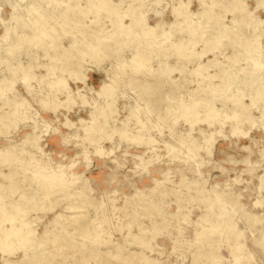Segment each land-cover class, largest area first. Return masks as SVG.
I'll use <instances>...</instances> for the list:
<instances>
[{"label": "rangeland", "instance_id": "rangeland-1", "mask_svg": "<svg viewBox=\"0 0 264 264\" xmlns=\"http://www.w3.org/2000/svg\"><path fill=\"white\" fill-rule=\"evenodd\" d=\"M177 1L178 0H146L144 7L146 8L145 16L147 21L150 24H153L158 20L164 22L171 21V19H174L171 8ZM183 1H189L188 8L194 12L201 10L202 6L205 7V5L211 4V0ZM221 2L222 3L215 5L217 12L222 10L220 9V5L222 4L223 7L221 8H223V11L225 8H227V10L229 8V0H221ZM243 2L246 5V12H244L242 16H239L241 21L237 24V28L234 27L231 30V27L233 26V24H230L231 18L233 17L231 11L225 10L223 17L221 15L220 18L218 17L223 27V32L219 35L221 38V42L218 45L219 47L217 46L213 49L209 48L212 47L213 42L216 40H213V42L209 44L203 43L204 38L210 37L211 39L215 34L217 35L216 31H208L204 34L205 36L201 37H199V35L195 36L197 41L195 45H192V50L203 51L207 49L202 55L197 56L195 60L204 63V74L212 75L209 79H207V77L202 78V75L197 73H190L185 80L177 81V83L176 81H168L166 77H160L158 79L159 81L155 82H158L160 84L159 86L162 85V88L166 90V93H160V96H151L152 98L155 97L152 99L148 93L150 89L146 90L145 88H140L137 81L138 79L131 81L129 78L138 77L139 79L148 81L147 79L154 80V77L146 72H137L138 70L130 71L127 68L126 74L121 76V81L119 79L117 80V83H114L117 84L114 85L115 89L113 88L115 90L113 91L114 95L112 97L105 95L101 96L97 95L93 89H89L88 85L97 88L102 79H107L106 70L110 69V64L105 60L102 64L101 70L98 71L92 69L88 71L87 85L80 82H74L71 78L67 81L68 86L74 91V94H76L77 89H79L80 92L86 95V99L89 101L87 104L82 103L78 96L73 97L70 101L66 100L65 91L56 90V85L53 83L54 81H52V77V80L46 79V82L45 80L37 81L35 77L30 78L29 81H27V83H29L28 85H30L29 89L25 88L21 81L18 82L17 80L12 82L13 87L25 96L29 102V106H31L29 109L30 111L28 110L26 112L27 116L24 112L22 113L20 110L16 109L10 120H7V113L5 111H8V109L13 107L8 108V105L4 104L3 101L6 96H12V91L8 88L4 90L6 93L0 96V148H2L0 150V156H4L0 157L3 158V161H0V191L7 195L4 197V200L9 201L5 207L12 208L15 212L17 211L16 207L19 208V210L23 209L22 213H26V218H31L29 226L31 230L35 232V235L43 234L46 231L47 233L51 232V240H48L45 243V246H47V248L49 246V250H51L50 255L53 257L52 261L54 264H143L140 258H144L146 255L155 258V260H157L156 264L157 262L158 264H211L212 262L213 264H219V259L220 264H243L242 261L247 262L246 264H264V249L259 243H257V238H259L261 233L260 231L264 229V159L261 155L264 151V121L262 122V120H264V117H262L264 115V107L262 106L264 105V102H262L264 99L258 100L256 105L251 108L249 115L252 122L246 120L244 121V124H241L242 129H247V132L244 134L238 131L232 133L230 130L232 126L227 121H225L222 126H219L217 123L216 125L208 124L203 120V117H201L204 114L205 106H207V104L212 103L213 108L220 107L221 105L219 100H214L216 95L212 92V83L222 86L223 83L226 84L231 82L229 81V76L232 75V77H239L241 74V68L246 65L247 57L252 56V53L256 52H252L249 49L255 42L262 43L258 50H264V23L258 25L254 19L249 18L247 15V11L253 10V14L257 17H264V7L260 6L255 8L256 0H243ZM125 5L126 4L121 5L119 9L125 7ZM216 6L218 7L216 8ZM10 11L11 8L8 3L0 0V18H9ZM223 11H221V13ZM90 16L91 15L89 14L87 18ZM248 20L250 22H248ZM95 21L88 22L89 26L91 25L95 27L100 24L110 23L108 17H101V15ZM3 29V24L0 20V34L3 32ZM73 29H76L74 23L67 25L65 34H62L61 37H59V34L56 36V39H59L58 42H67L71 37L69 30ZM188 36L189 33L184 29L178 32V38H181L182 42L191 39V36L190 38ZM221 43H224V45ZM128 50L127 47H124L123 49L126 53ZM161 50L158 51V49H156L152 54L148 53V55L150 54V58L148 59L150 61L149 65H152V68L156 67L155 72H157V74L159 73V68L157 67L160 61L168 58L171 60V63H174L176 59L174 54L166 57L167 50ZM48 51L50 52H47L46 54L53 53V50ZM42 52L43 42H39L37 46V44L27 43L26 41L14 54L17 55L23 63L27 59H30V63L34 64V71L36 73H41L44 71V68L41 66L38 67L37 65L47 60V57H44ZM156 54L159 55L157 59L156 57H154V59L153 57L151 58V56ZM215 54L217 56H215ZM0 55H3L1 54V50ZM6 56L11 57L12 55L6 54ZM225 58L227 59L225 60ZM5 63L6 62L0 60V77L8 73L7 64ZM193 66V62H186V69H190ZM104 67L108 69H104ZM60 70L61 69L56 70V75L59 73H67ZM173 72L171 76L176 77L179 75V72ZM123 76H125L124 79L122 78ZM232 77H230V79ZM49 81L52 82L50 83ZM7 82L4 83L7 84V86H10V81ZM199 84H201L200 87H197ZM239 84L240 83L238 82L236 85L232 81V84L228 86L235 91ZM7 86L4 85L3 87ZM227 92L229 91H226L225 93L227 94ZM111 98H113V100ZM190 98L198 104L197 116H191L188 113V110H186V107H184L183 110L179 109V104L185 105L184 101H187ZM103 99L113 101L112 108L114 111H110L108 106L100 111L101 116L100 113L98 115L97 111V120L100 122L105 120L106 122L103 123L104 126L101 125L103 128H98L96 134H91V136L93 135L92 137L90 134L89 136L86 135L80 128H74L73 125L68 127L63 123L67 117L78 124L77 120L79 117H89L90 109L93 105L95 103H105ZM139 99L141 102L138 101ZM145 100H147V102ZM136 101L140 102L139 104L142 109L140 107L137 108V105H134L136 108L133 106V104H136ZM246 101L249 102V98H247ZM44 102L47 104L46 106L53 105L54 103H57L58 105L56 108L50 109L44 106ZM165 102L173 104V108L167 112L168 114H166L165 111L163 113L158 112L159 110L154 108L157 107L158 104ZM150 103H154L153 107ZM145 104L148 105V108L145 107ZM259 105L263 108L262 110L259 109ZM149 106H151V108ZM143 108H147L148 110L145 111ZM150 109L151 111L152 109L153 111L155 110L154 112L152 111L154 115L152 112H149ZM131 110H133V112ZM104 114L109 116H104V119L101 120ZM164 114L166 116L165 118H162L164 117ZM144 118L146 120H144ZM156 118H159L160 121ZM35 120L39 124V128L42 124H45V122L51 125L48 127H51L52 130L45 131V133L42 134V138L38 141V145H40L43 150L34 148L28 143L24 145L21 142L23 136L32 131ZM161 121L162 124H160ZM41 127L45 128V126ZM121 129H124L125 132L120 133L119 130ZM200 129H204L206 132L211 131V129L212 131L216 130L214 135V145H212L210 155L206 154L207 152L202 147L197 148L198 144H202ZM106 134L111 135L108 138L102 139L101 137ZM190 135L196 140L190 142V145L192 144L191 146L189 145L188 140H184L188 139L187 136L190 138ZM94 139H96V141ZM180 140L184 141L181 143ZM17 143L19 145H17ZM172 144H175L173 148ZM8 146H12V148H7ZM174 147L177 149L175 150ZM4 148L6 150H4ZM98 148H100L101 152L97 150ZM133 154H138L140 157H134ZM137 158H140L139 161ZM246 158L248 159L245 160ZM55 166L58 169H56ZM63 168L65 169L63 170ZM52 169L57 171L55 175ZM246 169L249 170L247 171ZM13 170L15 171L14 173ZM224 170H228L227 173ZM81 171H84L83 175L81 174ZM14 174L16 175L13 177ZM74 174L76 176L80 175L79 178L82 177L81 179H83L86 184L88 183V190L73 191V188L65 186V190L58 191V187L56 186L58 184H68L69 182L67 181L72 180L74 178L73 176H75ZM53 175L54 178L52 177ZM84 175L85 177H83ZM29 176H31V178ZM179 176L181 178H179ZM156 179L160 181V185L158 183H156L157 185L154 184ZM192 179L194 181L197 179V182H194ZM39 180L42 181V183H48L46 187L52 191L49 195L50 197L42 196L45 190L42 191L44 187ZM49 180L51 181L49 182ZM178 183L180 185H178ZM201 183L202 186L205 187L207 194L209 190L208 195L206 192H198ZM259 183L261 184L259 185ZM162 185L166 187L163 188ZM147 186H158V188L156 187L154 189V187H148V189L146 188ZM168 186L170 187L168 188ZM136 187L145 188L142 190L146 191L142 192L143 195L139 197L135 196ZM210 187H215L220 190L222 189L220 191L223 193V196H220L222 200L226 196L230 197L231 194L232 196H238L241 204L243 202V209L246 210L247 216L255 213V215L261 218L259 221L260 225L258 223L255 226L256 228L249 227L245 221L246 216L243 214L240 215L241 213H238V210L231 211L230 213L233 212V214L229 213L227 217L231 215L229 217V222L232 223L231 221H233V229L228 228L224 234L223 232H215L216 234H213V236L211 235L212 233L210 234L207 232L208 229H205L203 230V233L201 232L195 236L196 229H200L201 226L208 227L210 225L209 222H212V219L213 222L218 220L217 215H219L218 211L220 209H225L224 207L229 208L227 205L224 206L220 201H218L220 204L211 201L210 195L212 192ZM61 192H63V194ZM81 193L85 194V196L83 197ZM58 195H61L62 197ZM75 195L79 199L81 198V200H77ZM128 195L135 199L132 198L129 200L130 197H127ZM40 196H42V202L38 198ZM71 197L73 198L72 200ZM127 198L130 202H128ZM69 199L71 200L70 202L72 205L75 206L66 209L67 211H63V206H65L66 203H69ZM112 200H114V202ZM132 200L135 203H133ZM210 201L211 203H208ZM53 205L54 207L52 208ZM114 205L116 207H114ZM120 206L122 207L120 208ZM207 206L209 208L212 207L211 209L213 211L209 208L207 209ZM114 208L116 209L114 210ZM61 210L64 215L62 216L63 219H61V217L59 218L60 220L57 219V225L59 226L55 225L54 228V224L49 222V220L53 218L55 212ZM235 212H237V215ZM124 216L126 218H124ZM133 219H135V221ZM131 220L133 221L131 222ZM6 223L8 224V222ZM115 224H117V226ZM140 228L145 234V238L143 237L145 243H141V246L139 243L134 245L133 243H131V245L123 243L126 242L124 241V235L131 238V234H135V232L139 233ZM249 228L252 229L250 230ZM120 229L122 231H119ZM205 231L210 235V238ZM234 232L237 233V236H235ZM105 239H108L111 243L109 242L108 244L104 242ZM11 240L14 243L17 242L15 238ZM114 242L121 245L124 244V247L128 249H135L138 253L133 255L128 254L129 256L127 254L115 255L111 253L115 248L113 244ZM202 247L206 250H203ZM109 248L111 250H109ZM207 250L213 251L214 254L218 256V260H215L216 256L213 259L214 261L211 257L209 258L206 253L203 252ZM2 252L3 251L0 249V263H3L2 260L7 257L6 253ZM194 256H196V258ZM10 257L17 259L21 256L19 253L18 256L12 255ZM192 258H194L193 263ZM235 258L237 262L235 261ZM132 261L136 263H131ZM19 264L27 263L20 262Z\"/></svg>", "mask_w": 264, "mask_h": 264}, {"label": "bare ground", "instance_id": "bare-ground-1", "mask_svg": "<svg viewBox=\"0 0 264 264\" xmlns=\"http://www.w3.org/2000/svg\"><path fill=\"white\" fill-rule=\"evenodd\" d=\"M3 1L8 3L9 7L11 8L9 18H7V19H1L0 18V20L3 24V28H4L3 32L0 34V39H1L0 50H1V54H3L2 56L0 55V60L2 62H6L5 64H7V69H8V73L5 75H2L0 77V96L4 95V93H6V91H4V90H6V88L10 89L12 91V96H10V97H9V95L6 97L4 96L5 98L3 97L4 98L3 103L8 105V108H11V107L14 108V109L11 108V109H8V111L7 110L5 111L7 113V115H6L7 120H10L13 112H15L16 109L20 110L22 113L24 112L26 115V112L30 109V106H31V105L29 106V102L25 98V96L20 91H18L15 87H13L12 82L17 81V80H18V82L21 81L24 84L25 88L29 89L30 85H28L29 83H27V81H29L30 78L35 77L37 79V81L45 80V82H46V79H51V77H52L53 80L52 79L51 80L54 81L53 83H55V85H56V90H59V91L64 90L65 91L66 100L70 101V99H72L73 97L78 96L79 99H81L82 103L87 104V102H89V101L86 99V95L84 93L80 92L79 89H77L76 94H74V91L70 88V86H68L67 81H68V79L71 78L74 82H80V83L87 85L88 71H90L92 69L98 70V71L101 70L102 64L105 60H107L109 62L108 64H110V69H109L110 71L106 70L107 79H102L97 88L93 87L92 85H88L89 89H93L97 95H101V96L105 95V96L112 97L114 95L113 94L114 93L113 91H115L114 85H117L114 83H117L118 82L117 80H119V79L121 81V76L126 74L127 68L130 71H137L138 70L137 72H143V73L146 72V73H148L154 77L153 78L154 80L147 79L149 82L144 81L142 79H139L138 77H136V78L130 77L129 78L131 81L132 80L135 81L138 79L137 81H138V85L140 88L142 87V88H145L146 90L150 89L148 91V93L150 94L149 95L150 97L151 96H157V95L160 96V93H166V90L164 88H162L163 86L162 85L159 86L160 84L158 82L157 83L155 82V81H159L158 79L160 77H162V78L166 77L168 79V81H176V83H177V81H182L183 79L185 80L186 77L190 75V73H197L199 75H202V78L207 77V79H209V78H211L210 76H212V75L204 74V70H205L204 63L195 60V58L197 56L202 55L207 49L203 50V51H195L194 49L192 50V45H195V43L197 41L195 39V36H198V35H199V37L205 36L204 35L205 33L213 30V31H216L217 35L215 34L213 36V38H211V39H210V37L204 38L203 43L209 44V43L213 42V40L214 41L216 40L215 42H213L212 47H209V48L213 49L214 47H217L221 42V40H220L221 38L219 35L223 32L222 31L223 27H222L221 22L219 21L218 17L219 18L221 16L223 17V15H224L223 13L225 12V10H227V8H225V10L223 11V8H221V7H223L222 6L223 4H222V5H220L221 7L220 6L219 7H220V9H222L221 11H223V12L221 13V11L220 12L216 11L217 9H215V5L222 3L221 0H211L210 5L207 4V5H205V7L202 6L201 10H198L195 12L188 8L189 1L185 2L183 0H178L176 3H174L172 5V8H171L174 19H171V21H169V22H164V21L158 20L155 23L150 24L147 21V18L145 16L146 8L144 6H145L146 0H3ZM123 4H126L125 7L119 9V7ZM225 6H227V5H225ZM228 6H229V8L227 11H231L232 12L231 14L233 16L231 18V23H230V24H233V26L232 27L229 26V27H231V30H232V28H234V27L237 28V24L241 21V19H239V16H242L243 13L246 12L245 11L246 5L244 4L243 0H229ZM260 6L264 7V0H256L255 8H258ZM217 7L218 6H216V8ZM253 8H254V6H253ZM252 11L251 10L247 11V15L249 16V18L254 19L258 25L263 24L264 23V17H257L256 15L253 14ZM89 14L91 16L89 18H87V16ZM100 15H101V17L102 16L108 17V21L110 23L99 25V23H100L99 22L98 23L99 26H95V27L91 26V25L89 26L88 22H91V21L94 22L95 20L98 19V17ZM249 20H248V22H250ZM73 23L76 25V29L75 30L74 29L69 30L71 33V37L69 38V40H67V42H65V43H59L58 42L59 39L57 40L56 36L59 34V37H61L62 34H65V30H66L67 25H71ZM243 23H245V22H243ZM94 25H95V23H94ZM240 26H242V25H240ZM182 29H184L185 31H187L189 33L188 37L190 38V36H191V39H187L186 41L182 42L181 41L182 39L178 38V32ZM26 41H27V43L29 42L31 44H37V46H38L39 42H41V43L43 42V52H42L43 54L42 55L44 57L46 56L47 60L42 62V63L39 62L40 64L37 65L38 67L41 66L44 68V71H42L41 73H36L34 71V68H33L34 64L30 63L31 62L30 59H27L23 63V62H21V59L17 55L14 54L17 51V49H19V47L22 44H24ZM221 44L224 45V43H221ZM261 44L259 42H255L252 46H250L249 49L252 52L253 51H256V52L252 53V56L247 57L246 65L241 68V71H240L241 74L239 77H237V76L232 77V75L230 74L231 76H229V81H231V82L230 83L228 82L226 84L223 83L222 86H219V84L212 83V92H213V94L216 95L214 100L215 101L219 100L221 105H220V107L213 108L212 107L213 104L209 103V104H207V106H205L204 114L201 117H203V120H205L208 124H213V125L215 124L216 125V123H217V124H219V126H222L223 123L225 121H227L232 126V128L230 129L232 133L238 131V132H241L242 134H244L247 132L246 128H245V130L242 129L241 124H244V121H246V120L249 122L250 121L252 122V119L249 115L251 108H253V106L256 105V102L258 100L264 99V50L263 51L258 50V48L261 46ZM190 46H191V48H190ZM225 46H226V44H225ZM124 47H127L129 49L127 53L123 51ZM156 49H158V51H160L161 49H166L167 50L166 51L167 52L166 57H169V56H171V54L172 55L174 54L175 58H176L174 63H171V60L168 58H166V60L160 61L158 63V67H157V68H159L158 74H157V72H155L156 67L152 68L151 67L152 65H149L150 61L148 60L150 58V56H149L150 54L148 55V53L152 54L154 51H156ZM48 50H53V53L52 54L51 53L46 54L47 52H50ZM248 50H246V51H248ZM198 53H199V55H198ZM6 54H10L12 56L7 57ZM216 54H215V56H217ZM152 57H153V59H154V57H156V59H157L159 57V55L156 54V55L151 56V58ZM226 59L227 58H225V60ZM194 60H195V62H194ZM189 61L193 62L194 66L190 69H186L187 68V67H185L186 62H189ZM229 63H231V62H229ZM225 66H227V65H225ZM58 69H61L63 72L65 71L67 73L66 74L59 73L58 75H56V70H58ZM104 69H108V68L104 67ZM173 71L179 72L178 73L179 75L176 77L171 76ZM227 71H229V70H227ZM235 71H232V72H235ZM225 73H229V72H225ZM233 75H235V74H233ZM124 77L125 76H123L122 78L124 79ZM230 77H232V78L230 79ZM127 79H128V77H127ZM125 80H126V78H125ZM7 81H10L9 82L10 86H7V84L4 83ZM52 81H49V82L51 83ZM127 81H129V80H127ZM232 81L236 85L238 84V82L240 83L238 85V87L235 89V91L233 89H230V87L228 86V85L232 84ZM53 83H52V86H53ZM119 84H120V82H119ZM4 85H6L7 87H3ZM129 85H130V83H129ZM200 85L201 84L197 85V87H200ZM226 91H229V92H227V94H226L225 93ZM138 96H136V97H138ZM103 98H105V97H103ZM106 98H108V97H106ZM153 98H155V97H153ZM247 98H249V102L246 101ZM111 99L113 100V98H111ZM104 101H105V103H103V104L95 103L93 105V107L90 109L89 117H87V118L79 117V119L77 120L78 124H76V122H74V121H71L67 117L63 123L68 127H71L73 125L74 128L82 129V131H84V133L88 136H89V134H90V136H91V134H96V131L98 130V128L102 127L101 125H103V123L106 122L105 120L102 122L97 120V115H96L97 111H98V115H99L100 111L104 110V108L106 106L109 107L110 111H114L112 108V102L113 101H111L109 99H106ZM138 101H140V99ZM138 101H136V104H133V106L137 105L136 107L139 108L140 107L139 103L141 101L140 102H138ZM142 101H143V99H142ZM145 101L147 102V100H145ZM153 101H155V100H153ZM158 102H159V100H158ZM184 102H185V105L179 104V109L183 110L184 107H186V110H188V113L191 116H197V114H198L197 113V107H198L197 105L198 104H196L194 101H192L191 98L187 101H184ZM262 102H264V101H262ZM133 103H135V102H133ZM48 104H50V103H48ZM153 104L154 103L151 104L152 107H153ZM46 105L47 104L45 103L44 104L45 107L50 108V109H54L57 107L58 104L54 103L53 105H48V106H46ZM113 106H114V104H113ZM147 106L148 105L145 104V107H147ZM262 106L264 107V105H262ZM143 107H144V105H143ZM149 107L151 108V106H149ZM147 108L146 109L143 108V109L145 111H147L148 110ZM154 108L159 110L158 112L163 113L165 111V113L168 114L167 112H169V110H171L173 108V104H171L170 102H165L162 104H158L157 107H154ZM259 109L262 110L263 108L260 106ZM131 111L133 112V110H131ZM152 111H153V109H152ZM152 111H151V109L149 110V112H152ZM115 112H117V111H115ZM153 115H154V113H153ZM100 116H101V113H100ZM104 116H109V115L104 114L102 116V119H101V117H100V119L103 120ZM163 116L164 117H162V116L161 117L165 118L166 115L164 114ZM262 117H264V115ZM111 118H113V117H111ZM156 119H159V118H156ZM144 120H146V119L144 118ZM159 121H160V119H159ZM263 121L264 120H262V122ZM160 124H162V121ZM41 126H45V128H42ZM41 126L39 128V124L35 120L33 123L32 131L26 133L23 136V138L21 139L22 144L25 145L26 143H28V144H31V146L34 148L43 150V148H41V146L38 145V141H39V139L42 138V134L45 133V131H51L52 129H51V127L50 128L48 127L51 125L47 122H45V124H42ZM220 128H218V129H220ZM119 131H120V133L125 132L124 129H121ZM215 133H216V130L212 131V129H211V131L206 132L204 129H200L202 144L201 145L198 144L197 148L202 147L207 152L206 154L210 155L212 145H214L213 143H214ZM218 133H220V132H218ZM110 135L111 134H106V135H104L102 137L100 136V137L102 139H105V138L110 137ZM84 137H85V135H84ZM187 138L188 139H184V140L185 141L188 140L189 145H190V142H193L195 140V138L191 137V135H190V138L188 136H187ZM94 140L96 141V139H94ZM184 140H182V141H184ZM182 141L180 140L181 143H182ZM195 143H197V142H195ZM17 145H19V144L17 143ZM174 145L172 144V148ZM12 146H8L7 148H9V147L12 148ZM170 146H171V144H170ZM195 148H196V146H195ZM1 149L2 148H0V150ZM90 149H91V147H90ZM174 149L176 150L177 148L174 147ZM4 150H6V149L4 148ZM97 150H99L101 152L100 148H98ZM39 154H40V152H39ZM190 154H191V152H190ZM133 155H134V157L135 156L140 157V155H138V154H133ZM261 155L264 159V151L261 153ZM2 156H0V157H2ZM188 157H189V153H188ZM2 159L3 158H0V161H3ZM137 159L139 161L140 158H137ZM155 159H157V158H155ZM247 159L248 158H246L245 160H247ZM59 168H60V166H59ZM248 168H249V166H248ZM54 169H52V170H53V173L55 175L57 173V171ZM56 169H58V168L56 167ZM64 169L65 168H63V170ZM14 170H13V173L15 172ZM195 171H197V170H195ZM227 171H225V172L227 173ZM83 172L81 173L82 175H83ZM8 173H11V172H8ZM195 174H197V173H195ZM15 175L16 174H14L13 177ZM54 175L52 176L53 178H54ZM193 175H194V173H193ZM198 176H196V177H198ZM29 177L31 178V176H29ZM73 177H72L73 178L72 180L67 181V182H69L68 184L67 183L62 184V185L58 184L56 186V187H58L57 188L58 191L59 190H65L66 189L65 186L73 188V191H84L85 189H87L88 183L86 184L84 182V180L81 179L82 177L79 178L80 175L79 176L75 175ZM83 177H85V175ZM192 177H194V176H192ZM260 177L263 178L262 176H260ZM165 178H166V176H165ZM165 178H163V179H165ZM179 178H181V177L179 176ZM191 178H190V180H191ZM185 179H186V177H185ZM188 179H189V177H188ZM157 180L158 179L155 180L156 182L154 184L160 183V181L159 180L157 181ZM196 180L197 179H195V181L194 180L193 181L197 182ZM201 180H203V179H201ZM33 181H34V179H33ZM33 181H31V182H33ZM47 181H48V179H47ZM50 181L51 180H49V182ZM167 181H168V179H167ZM186 181H188V180H186ZM39 182L44 187V189L42 187H40L43 189L42 191L45 190V192L42 196L43 197L49 196L50 193H52V191L46 187L48 183L47 184L42 183V181H40V180H39ZM171 183H172V181H171ZM173 183H175V182H173ZM132 184H133V182H132ZM198 184H199V182H198ZM260 184L261 183H259V185ZM178 185H180V184L178 183ZM181 185H182V183H181ZM192 185H194V184H192ZM196 185H197V183H196ZM196 185H195V187H196ZM148 187L149 186H147L146 188H148ZM152 187H154V189L156 187L158 188V186H156V187L150 186L149 188H152ZM164 187H166V186H163V188ZM169 187L170 186H168V188ZM215 187H213V188L210 187L211 189L208 188L212 192L211 193L212 196L210 195L211 201H215V202L220 201L223 203L224 206L227 205L229 208L224 207L225 209H220L218 211L219 215H217L218 220L216 222H213V219H212V222L211 221L209 222L210 225L208 227H204V226L199 225L201 227H200V229L195 230V236H197L201 232L203 233V230H205V229H208L207 232L210 234L212 233L211 234L212 236H213V234H216L218 232H223V234H224L228 228L233 229L234 228V226L232 224L233 221H231L232 223L229 222L230 221L229 217L231 215L229 217H227L231 211H237L238 210V213L239 212L241 213L240 215L243 214L244 216H246L245 221L249 227H255L258 223L260 225L259 221L261 218L259 216L255 215V213L249 214L247 216L246 210L243 209V205H242L243 202L241 204V202L238 199L239 198L238 196H236V195L232 196V194H231L230 197L226 196L222 200V198L220 197V196H223L222 195L223 193L220 192L222 189L220 190V189L215 188ZM135 189H136L135 196H138V197L143 195L142 192L146 191V190H144V191L142 190L145 188H140V187H136ZM165 191H167V190H165ZM198 192H200V193L206 192V194H207V191H206L205 187L202 186V183H201V186L198 188ZM227 192H225V193H227ZM61 193L63 194V192H61ZM74 194H76V193H74ZM208 194H209V190H208ZM33 195H34V193H33ZM82 195H83V197L85 196V194H82ZM129 195L127 197H130ZM202 195H204V194H202ZM5 196H7V195L4 194L2 191H0V249L3 251L2 253H6V256H7V257L5 256L6 258L3 257L4 259L2 258L3 263H0V264H19L20 262H26L27 264H52V263L54 264V262L52 261L53 257L50 255L51 250H49V246H48V248H47V246H45L46 245L45 243L48 240H51V235H50L51 232L47 233V231H46L43 234L35 235V232L32 231L30 226H29L31 223V218H29V219L26 218V213H22L23 209L19 210V208L16 207L17 211L15 212V211H13L14 209L12 210V208L10 209V208L5 207V205H7L9 203V201L4 200ZM42 196L38 197L39 200H41V202H42ZM58 196H61V195H58ZM67 196H69V195H67ZM88 196H89V194H88ZM31 197H33V196H31ZM132 198H134V197H132ZM132 198L130 197L129 200H131ZM72 199L73 198L71 197V200ZM76 199L78 200L79 198L77 197ZM259 199H261V198H259ZM35 200H36V198H35ZM71 200L69 199V203H66L65 206H63V211H67L66 209H70V208H73L75 206V205L74 206L72 205V203L70 202ZM80 200H81V198L79 199V201ZM127 200H128V198H127ZM129 200H128V202H130ZM112 201L114 202V200H112ZM112 201H111V204H112ZM211 201L208 203H211ZM83 202H84V200H83ZM73 203H74V201H73ZM125 203H126V201H125ZM133 203H135V202L133 201ZM81 205H82V203H81ZM213 205H211V206L214 207ZM215 205H217V204H215ZM79 206H80V204H79ZM122 206H120V208ZM53 207H54V205L52 206V208ZM114 207H116V206L114 205ZM212 207L209 208L207 206V209L209 208L210 210H212L211 209ZM27 208H29V207H27ZM217 208H216V210H217ZM219 208H220V206H219ZM115 209L116 208H114V210ZM207 211H209V210H207ZM128 212H127V214H128ZM216 213H217V211H216ZM235 213L237 215V212H235ZM230 214H233V212ZM65 215H67V214H65ZM62 216H64L62 213V210L57 211L54 213L53 218L51 220H49V222L54 224V226H53L54 228H55V225L59 226V225H57V223H58V220H60L59 219L60 217H61V219H63ZM129 216H130V214H129ZM212 216H213V214H212ZM124 218H126V217L124 216ZM236 218H237V216H236ZM74 219H76V218H74ZM133 220L135 221V219H133ZM133 220H131V222ZM70 221H71V219H70ZM151 221H152V219H151ZM6 222H8V224ZM234 222H235V220H234ZM240 222H241V220H240ZM72 223H73V221H72ZM200 224H201V222H200ZM71 225H73V224H71ZM115 225L117 226V224H115ZM116 226H113V227H116ZM119 226H120V224H119ZM249 229L251 230L252 228H249ZM144 230H146V229H144ZM119 231H122V230L120 229ZM207 232L205 231V233H207ZM260 232H261L260 236H259V238H257V243H259L264 249V229L261 230ZM150 233H151V231H150ZM124 234H127V233H124ZM131 235H132L131 238L130 237L128 238L127 235H124L125 236L124 241H126V242H123V243L130 244V245H131V243H133V245L137 244V243H139V245L143 242L145 243V241H144L145 234L141 228L139 230V233L135 232V234H131ZM217 235H219V234H217ZM208 236L210 238L209 234H208ZM235 236H237V233H235ZM13 237L16 239V241H17L16 243H14L11 240V239H14ZM213 239H214V237H213ZM104 242H106L108 244H109V242L111 243V241H109L108 239L107 240L105 239ZM113 244H114L115 248L113 247L114 250L112 248L113 251L112 252L110 251V252L115 254V255H118V254H127V255L132 254L133 255L135 253H138V252H136L135 249H132V248L128 249V248L124 247V244L121 245V244H118L116 242H114ZM103 245H105V244H103ZM202 249L206 250L203 247H202ZM109 250H111V249L109 248ZM200 250H201V248H200ZM207 251H209V250H207ZM207 251H203V252H205L206 255L209 258L211 257L213 260L214 257L216 256V254H214V252L211 250L209 252H207ZM239 251H240V249H239ZM19 253L21 256L20 258L13 259L10 257L12 255L18 256ZM206 255L204 254V256L207 258ZM194 257L196 258V256H194ZM140 259L142 260L141 262L143 264H156V261H157V260H155V258L148 257L147 255L144 258L141 257ZM192 259H193L192 260V263H193L194 258H192ZM196 260H198V259H196ZM215 260H218V256L215 257ZM218 261L220 264V259ZM235 261H236V258H235ZM210 262H211V259H210ZM131 263H136V262L132 261ZM242 263L246 264L247 262L242 261ZM157 264H158V262H157ZM211 264H213V262Z\"/></svg>", "mask_w": 264, "mask_h": 264}]
</instances>
